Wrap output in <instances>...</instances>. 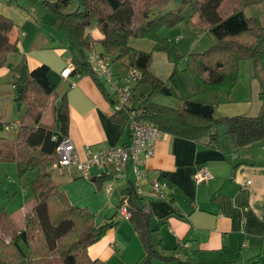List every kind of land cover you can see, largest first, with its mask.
<instances>
[{
	"label": "trees",
	"instance_id": "trees-1",
	"mask_svg": "<svg viewBox=\"0 0 264 264\" xmlns=\"http://www.w3.org/2000/svg\"><path fill=\"white\" fill-rule=\"evenodd\" d=\"M40 1L53 16L51 25L66 36L67 42L63 45L75 51L74 69L69 76L89 75L110 102V94L92 74L87 61L89 53L96 52L95 47L100 48L99 56L136 70L138 86L148 85L152 88L151 93L181 101V106L173 109L154 104L145 97L135 99L133 95L134 106H141L143 117L160 131L196 139L207 137L210 143L216 144L220 138L217 128L226 125L229 128L227 135L237 149L264 141V26L247 18L241 7L222 17L219 8L225 0H192L189 21L196 29L208 31L214 45L204 52L189 55L186 69L180 71L175 67L168 78L169 86L150 74V53L134 50L129 40L149 39L155 42V51L175 55V50L158 39L156 32L161 25L170 27L185 20L183 8L162 13L170 0H78L79 7L68 13L64 10L68 0ZM14 27L13 21L0 13V68L9 69L15 101L19 96L18 102L26 106V114L16 141L0 138V162L15 164L20 176L37 170L39 177L31 184L33 205L31 217H25L24 229L8 241L0 236V264H104L91 259L88 248L116 222L110 218L104 224H96L94 214L72 206L53 184L51 168L58 162L56 148L68 134L66 96L59 97L51 88L47 65L29 70L23 56L16 64L8 61L10 55L20 53L17 39L13 37ZM244 60L249 62L251 79L259 85L261 107L257 116L215 118L213 105L192 99L206 91L216 93L224 89L231 92L238 84L239 66ZM57 103H60L58 115ZM46 109L51 123L42 125L40 122ZM112 119L128 126L123 112L112 113ZM159 181L169 186L168 181ZM129 192V200L133 195L141 204L139 196L133 190ZM130 213V222L142 246L141 264H150L155 257L166 262L173 260V257L165 258L155 251L151 216L144 206L137 210L131 204ZM31 219L34 222H30ZM179 263L193 264L190 259ZM246 264L258 263L249 261Z\"/></svg>",
	"mask_w": 264,
	"mask_h": 264
},
{
	"label": "crops",
	"instance_id": "crops-1",
	"mask_svg": "<svg viewBox=\"0 0 264 264\" xmlns=\"http://www.w3.org/2000/svg\"><path fill=\"white\" fill-rule=\"evenodd\" d=\"M21 1L14 0L17 4ZM232 3L240 7L236 0ZM0 13L15 25L13 37L17 39L20 53L12 64L23 56L29 70L47 65L50 85L54 83L59 97L66 96L67 138L72 141L79 158L84 159L87 152L97 153L111 146L130 145L132 134L129 127L112 119V104L92 77L87 74L61 76L72 65L75 52L67 57L73 52L70 48H57L59 32L51 25L52 21H38L27 7L14 9L11 0H0ZM21 21L24 27L18 25ZM248 73L250 75L249 64ZM10 80L9 69L0 68L2 100L12 98L14 88ZM250 80L247 82L250 90L256 87L258 94V83L251 77ZM252 81L257 86H253ZM242 98L237 102H245V97ZM13 107L12 104L10 112ZM234 112L222 110L215 118L240 115ZM40 123L49 125L51 118L43 116ZM263 142L237 149L228 135L213 144L207 137L196 139L162 132L154 156L143 160L145 177L139 182L142 190L139 198L144 207L147 205L151 216L155 251L165 258H174L166 263L175 264L177 261L180 264L179 261L190 259L193 264H246L249 261L264 264ZM202 167L212 178L197 184L192 176ZM51 170L55 172L51 175L53 184L72 206L90 211L95 215L96 224H104L110 218L116 222L88 248L89 257L104 264H141L143 251L134 225L118 213L122 196L133 190L132 184L136 182L131 162L120 179L113 177L110 168H93L89 179L82 178L74 169L70 174L53 166ZM160 179L169 183V186L163 183L164 199H158L152 190V183L160 182ZM105 186H110L111 192L107 193Z\"/></svg>",
	"mask_w": 264,
	"mask_h": 264
},
{
	"label": "rangeland",
	"instance_id": "rangeland-1",
	"mask_svg": "<svg viewBox=\"0 0 264 264\" xmlns=\"http://www.w3.org/2000/svg\"><path fill=\"white\" fill-rule=\"evenodd\" d=\"M191 2L192 0H170V2L164 7L165 9L162 10V13H166L170 10L183 8L182 14L185 20L170 27L161 25L156 32L158 39L167 42L168 46L175 50V55L169 56L165 52L155 51V42L149 39L131 38L129 40V45L134 50L150 53L151 60L149 64V72L157 79L163 81L166 85H169L168 78L175 67L180 71L186 69L189 55L192 53L204 52L214 45V39L208 31L196 29L189 21V8ZM232 2H234V0H225L222 3L219 8V14L222 17L229 15V13L232 12V9L237 7ZM236 2L237 4H240L241 10L247 18L255 20L260 25L264 26V0H236ZM11 3L14 5V9L17 10H21V7H27L30 13L33 11V14L36 15L38 21L39 19H43V22H51L53 19L50 12L41 4L40 0H22L19 4L14 2V0H11ZM78 7V0H68L64 10L69 13L75 11ZM18 25L23 26V22L21 21ZM57 37L60 41L57 48H64V46H66V49H68L67 45H63L67 42L65 38L66 36L59 32ZM94 50L96 53H99L100 48L95 47ZM72 51L73 52L70 54L68 53L66 56L69 57L75 52L74 50ZM17 56L18 55L15 54L10 55L8 61L11 62ZM108 61L110 62L113 75L117 78L118 84L120 85L121 83L126 82L129 70L119 61H112L110 58ZM248 64L249 62L246 60L240 63L238 84L232 90L231 94H229L227 90L221 89L218 91H221L219 95H216L218 92L214 93L206 91L194 96L192 99L213 105L215 107V117H218L220 113H222V110H234V113L250 117L257 116L260 111L261 103L258 99L256 87H253V90H250V85L247 83L248 81H251L248 73ZM252 82L253 86H257V83L254 81ZM130 85L134 88L133 95L135 99L145 97L154 104L173 109H178L182 104L178 98L151 93L152 88L148 85L138 86L137 83L133 82H130ZM104 86L108 93L112 94L109 87L106 84H104ZM53 87L54 83L52 82L51 88L57 93L55 87ZM243 96L245 97V102H237L242 101L241 99H243ZM11 97L12 98H8L7 100H2V98H0V114L2 116L0 118L2 120L0 138L12 142L18 139L19 130H6L5 126L15 122L21 124V121L26 114V106L20 103L21 108L18 111L16 108L17 102L15 101V92L11 94ZM12 104L14 107L10 112V106ZM47 115H49L48 109L44 111V116L47 117ZM38 177L39 173L37 170L28 171L20 176L15 164L0 162V236L3 237L5 241H8L10 237L19 230L24 229L26 216L31 217L30 208L33 203L31 184L37 180ZM31 220L30 222H34V220ZM176 262L175 264H178V262ZM150 264L170 263H166L165 260L155 257L150 261Z\"/></svg>",
	"mask_w": 264,
	"mask_h": 264
},
{
	"label": "built area",
	"instance_id": "built-area-1",
	"mask_svg": "<svg viewBox=\"0 0 264 264\" xmlns=\"http://www.w3.org/2000/svg\"><path fill=\"white\" fill-rule=\"evenodd\" d=\"M87 61L91 67L92 74L103 84H106L111 93L112 113L123 112L128 119V127L132 134V142L128 146H111L97 153L87 152L84 159H80L72 141L64 138L60 141L56 148L58 162L53 166L54 169H62L67 174L71 170H76L84 179H89L90 171L93 168L103 170L106 168L112 169L113 177L120 179L125 175V169L131 162L132 171L135 176V185L133 191L137 196H142V190L139 187V182L145 177V172L142 169L143 160L154 156L155 146L162 137V131L157 126L153 125L143 117L141 106H134L133 102V87L130 82L137 83L139 73L134 69H128L126 82L118 84L117 78L113 75L110 62L107 58L99 56L96 52L89 53ZM74 69L73 65L66 68L61 76L68 78L70 72ZM20 124L17 122L6 125L5 129L19 130ZM194 182L197 184L209 181L212 176L206 168L197 169L193 176ZM165 184L160 182L152 183V190L158 199H164L165 195L162 189ZM110 186H105L107 193L111 192ZM131 203L129 197L122 196L121 203L118 209L120 217L126 221H130ZM144 210L148 212L147 205Z\"/></svg>",
	"mask_w": 264,
	"mask_h": 264
},
{
	"label": "water",
	"instance_id": "water-1",
	"mask_svg": "<svg viewBox=\"0 0 264 264\" xmlns=\"http://www.w3.org/2000/svg\"><path fill=\"white\" fill-rule=\"evenodd\" d=\"M18 89L21 90L20 87H19ZM18 100H19V96L16 97V102H17L16 108H17V110L19 111L20 108H21V105H20V103L18 102ZM59 107H60V103H57V111H56V114H57V115H58L59 112H60ZM58 127H59V126H58V123H57V124H56V128L58 129ZM216 131H217V135H218L219 137H222V136L228 134V132H229V128H228V126H226V125H222V126H219V127L217 128ZM132 186H133V184H132ZM126 195H127V196H130V192H127ZM130 202H131V204L133 205V207H134L135 209H137V210H142V206H141L140 202H139V201H138L133 195L130 197Z\"/></svg>",
	"mask_w": 264,
	"mask_h": 264
}]
</instances>
